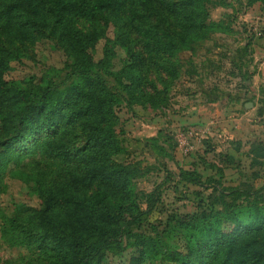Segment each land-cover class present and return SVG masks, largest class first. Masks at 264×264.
<instances>
[{"label": "trees", "instance_id": "trees-1", "mask_svg": "<svg viewBox=\"0 0 264 264\" xmlns=\"http://www.w3.org/2000/svg\"><path fill=\"white\" fill-rule=\"evenodd\" d=\"M223 1L0 0V181L17 173L39 198L0 211V236L25 249L6 263L103 264L129 246L126 264L156 255L170 264H264L256 190L212 183L206 202L175 219L173 245L144 233L140 218L160 191L155 184L135 193L141 169L118 157L125 147L113 128L122 101L161 102L164 73L176 76L177 51L211 38L208 8ZM256 1L264 9V0H244ZM43 40L60 51L62 77L53 78L58 70L50 65L23 78L4 76ZM173 175L201 184L192 170Z\"/></svg>", "mask_w": 264, "mask_h": 264}, {"label": "rangeland", "instance_id": "rangeland-1", "mask_svg": "<svg viewBox=\"0 0 264 264\" xmlns=\"http://www.w3.org/2000/svg\"><path fill=\"white\" fill-rule=\"evenodd\" d=\"M208 19L214 22L211 38L177 51L176 76L164 73L165 92L159 94V104L151 107L144 101L126 107L122 101L114 108L113 128L125 147L118 157L134 160L141 169L133 178L135 193L155 184L160 191L153 208L141 216L140 229L160 234L168 245L179 236L175 219L206 202L212 183L256 190L264 207V9L259 1L224 0L209 6ZM112 30L109 26L106 35L111 37ZM101 42L92 50L94 58L100 55ZM10 63L5 77L37 74L41 65L57 69L55 79L64 73L60 51L45 40L36 42L22 62ZM150 77L155 87H161ZM179 168L199 174L201 184L178 179L173 173ZM38 199L17 173L3 174L0 211L8 212L20 200L35 204ZM131 249L108 253L103 264H126ZM23 252V247L9 245L0 236V264ZM159 258L144 256L140 264H170Z\"/></svg>", "mask_w": 264, "mask_h": 264}, {"label": "water", "instance_id": "water-1", "mask_svg": "<svg viewBox=\"0 0 264 264\" xmlns=\"http://www.w3.org/2000/svg\"><path fill=\"white\" fill-rule=\"evenodd\" d=\"M247 104H250L249 101H246V102H245V105H247Z\"/></svg>", "mask_w": 264, "mask_h": 264}]
</instances>
